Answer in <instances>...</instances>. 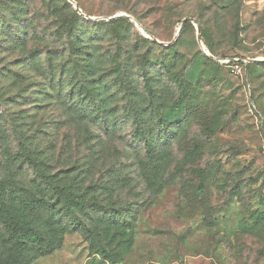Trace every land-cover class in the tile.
<instances>
[{
  "label": "rangeland",
  "instance_id": "rangeland-1",
  "mask_svg": "<svg viewBox=\"0 0 264 264\" xmlns=\"http://www.w3.org/2000/svg\"><path fill=\"white\" fill-rule=\"evenodd\" d=\"M72 1L0 0V175L83 204L19 264H264V0Z\"/></svg>",
  "mask_w": 264,
  "mask_h": 264
},
{
  "label": "trees",
  "instance_id": "trees-1",
  "mask_svg": "<svg viewBox=\"0 0 264 264\" xmlns=\"http://www.w3.org/2000/svg\"><path fill=\"white\" fill-rule=\"evenodd\" d=\"M87 114L89 112L85 111L84 116ZM104 125L108 129V124L104 122ZM158 143L154 148H151V144L146 146V161L139 164L143 181L154 185L155 194L164 187L160 175L166 165ZM90 152L98 154L94 152L92 146ZM88 161V165L94 167L99 159L92 154ZM4 172L2 171L0 175V264H19V261L24 259H37L50 254L54 248L48 241L65 230V228L60 230L62 219L56 216V212L60 211L69 218L72 216V207L74 206L76 212L77 209L83 208V204L76 203L77 197L70 193L66 196L60 188H56V192L50 188L55 184L52 177L46 176L45 173L41 175L36 185L39 197L32 198L27 194L17 196L5 187L7 177L4 176ZM48 195L53 197V202L46 200ZM121 219L122 215L115 217L113 225L117 226ZM76 227L74 225L71 232L77 229ZM46 228L52 230L48 231Z\"/></svg>",
  "mask_w": 264,
  "mask_h": 264
},
{
  "label": "water",
  "instance_id": "water-1",
  "mask_svg": "<svg viewBox=\"0 0 264 264\" xmlns=\"http://www.w3.org/2000/svg\"><path fill=\"white\" fill-rule=\"evenodd\" d=\"M71 3L74 4V2L71 0ZM186 20H183L181 25L183 26L185 24Z\"/></svg>",
  "mask_w": 264,
  "mask_h": 264
}]
</instances>
